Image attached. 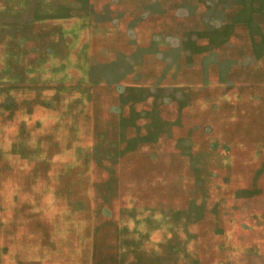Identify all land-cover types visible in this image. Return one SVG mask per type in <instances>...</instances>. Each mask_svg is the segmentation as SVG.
I'll return each mask as SVG.
<instances>
[{
	"label": "rangeland",
	"instance_id": "rangeland-1",
	"mask_svg": "<svg viewBox=\"0 0 264 264\" xmlns=\"http://www.w3.org/2000/svg\"><path fill=\"white\" fill-rule=\"evenodd\" d=\"M0 264H264V0H0Z\"/></svg>",
	"mask_w": 264,
	"mask_h": 264
}]
</instances>
